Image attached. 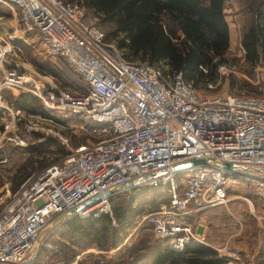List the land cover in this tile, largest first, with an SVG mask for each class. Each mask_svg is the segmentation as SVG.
I'll return each instance as SVG.
<instances>
[{
    "label": "built area",
    "instance_id": "built-area-1",
    "mask_svg": "<svg viewBox=\"0 0 264 264\" xmlns=\"http://www.w3.org/2000/svg\"><path fill=\"white\" fill-rule=\"evenodd\" d=\"M0 3L15 8L23 28L38 35L39 49L62 59L84 87L83 91L58 88L51 77L9 61L11 45L1 39L0 109L11 119L23 117L21 128L26 134L49 131L50 112H56L70 118L65 127L89 137L2 200L0 264H30L34 255H28L57 215L97 195L99 199L78 214H110L105 190L163 168L167 173L137 186L167 184L168 200L138 224L148 225L172 251H182L189 241L205 244L206 223L198 216L225 204L228 189L238 182L252 189L256 209L245 201L251 218L264 230V98L199 94L164 62L126 60L114 45L105 43L95 24L85 21L79 4ZM224 67L226 63L217 66ZM2 90L36 95L49 115H23L19 108L9 107ZM58 137L66 142L61 134ZM208 159L228 168L195 163L181 173L170 169L180 162ZM179 174L183 176L180 187L175 181Z\"/></svg>",
    "mask_w": 264,
    "mask_h": 264
},
{
    "label": "trees",
    "instance_id": "trees-1",
    "mask_svg": "<svg viewBox=\"0 0 264 264\" xmlns=\"http://www.w3.org/2000/svg\"><path fill=\"white\" fill-rule=\"evenodd\" d=\"M82 3L105 25V39L117 37L115 46L122 55L150 65L164 62L194 86L199 77L213 79L217 65L225 62L228 29L222 13L223 0H82ZM249 5V22L241 33L240 46L248 66L245 72L250 76L256 65L264 63V0ZM198 66H203L206 72ZM38 67L42 72L59 76L47 63ZM60 78L63 84L68 83L67 76ZM13 103L19 108L45 113L40 111L36 98L26 93H20ZM28 173L13 185L14 191ZM128 190L109 198L110 214L74 215L54 228L53 239L66 249L67 260L88 246L115 248L141 215L168 200L167 184L134 186ZM209 210L202 212L207 214ZM221 263L223 259L214 249L198 242L189 241L182 251L175 252L161 240L137 239L121 257L101 264Z\"/></svg>",
    "mask_w": 264,
    "mask_h": 264
},
{
    "label": "rangeland",
    "instance_id": "rangeland-1",
    "mask_svg": "<svg viewBox=\"0 0 264 264\" xmlns=\"http://www.w3.org/2000/svg\"><path fill=\"white\" fill-rule=\"evenodd\" d=\"M60 1L79 4L82 7L85 21L95 24L103 33L106 32L105 25L100 24L99 18L91 8L86 7L82 3V0ZM253 1L259 0H223L222 13L228 29V48L224 54V63L227 64V67L222 69L216 67L213 79L199 77L195 86L188 82L199 94L220 93L264 98V63L260 62L252 69L251 75H247L245 70H247L248 66L243 59V50L240 46L241 33L249 22V4ZM0 5V32L3 36L2 39L7 40L6 37L8 38L11 35V33H8L7 24L10 22L11 17L18 15V11L15 8L12 10V8L1 3ZM18 23L24 29L20 21ZM31 33L34 32L25 30L20 35L22 37L21 46H19L20 50L14 49L16 51L12 54L14 52L12 51L13 49H9L8 60L23 63L24 66L34 69L40 75L51 77L58 88L69 91H81L83 84L79 75L62 59L45 55L38 47L39 40L30 39ZM116 40L117 37L104 38L105 43L114 46ZM0 42H2L1 39ZM119 52L121 55L123 54L121 50ZM122 56L128 61L139 62L133 56ZM43 63L51 65L59 73V76L50 72L40 71L38 65ZM62 75L68 77L67 84H63L60 78V76L63 77ZM232 80H234L233 83L231 82ZM207 84H211V88ZM13 92L34 96L39 103L40 111L45 112L42 114L38 110L32 112L31 110L19 108L23 115L28 113L41 116L49 115V112L44 109L42 100L36 95L26 91L2 90L1 95L6 99L10 108L14 109L16 107V104L13 103L16 95ZM0 110V197H2L0 203L5 197L14 192L12 189L13 185L20 181L28 172L29 175L23 179L20 185L52 161L68 154L79 143L89 139L82 131L65 127L70 122V118H64L56 112H50L53 120L50 123L49 131L26 134L21 128L24 121L23 117L11 119L7 111ZM5 125H9L7 131L5 130ZM58 134L64 136L66 142L60 139ZM182 179V174L175 177L179 187ZM128 191V189H125L109 195V208L110 197L114 198L117 194H126ZM227 195L228 201L225 204L210 208L209 213L201 212L198 216L200 220L206 223L205 244L203 245H207L216 251L217 256L223 259L221 264H264V230L251 218L245 201V199L249 200L253 209H256L257 203L252 189L247 184L238 182L228 189ZM148 212L147 210L138 218L139 220L137 219L135 226L115 248L102 250L95 246H88L69 260L65 257L66 249L53 239L52 232L56 227L54 220L41 232L36 246L28 255L30 257L34 255L30 264H54L58 261H62L63 264H101L105 260H115L121 257L137 239L143 242L153 239L158 240L153 236L147 225L138 224ZM76 215L79 217L86 216ZM123 260L121 259V261Z\"/></svg>",
    "mask_w": 264,
    "mask_h": 264
},
{
    "label": "water",
    "instance_id": "water-1",
    "mask_svg": "<svg viewBox=\"0 0 264 264\" xmlns=\"http://www.w3.org/2000/svg\"><path fill=\"white\" fill-rule=\"evenodd\" d=\"M195 163H207V164H213V165H216V166L222 167V168H228V165L226 163L208 159V160H191V161L180 162V163L172 165L170 169L173 171H177L178 173H181V172L186 171L189 168V166H191L192 164H195ZM167 171L168 170L166 168H163V169L157 170L151 174H145L142 176H138L136 178L131 179L130 181H126V182H123V183H120V184H117V185L110 187L109 189H107L103 192V195H111L113 193L120 192L122 190L129 189L131 187L140 185L144 182H147L148 180H150L152 178H157V177L167 173ZM99 197H100V195H97L93 199L85 200V201L81 202L80 204L76 205L75 207H73L72 209L57 215L54 219L55 220V226L61 224L62 222H64L68 218L78 214L79 212L84 211L93 202L97 201L99 199Z\"/></svg>",
    "mask_w": 264,
    "mask_h": 264
},
{
    "label": "crops",
    "instance_id": "crops-1",
    "mask_svg": "<svg viewBox=\"0 0 264 264\" xmlns=\"http://www.w3.org/2000/svg\"><path fill=\"white\" fill-rule=\"evenodd\" d=\"M12 10H14V9L12 8ZM15 14H16V12H15ZM18 16L19 15H17V16L14 15L13 17H11L10 18V22L7 24V28L9 29L8 30V33L9 34L11 33V35H9L8 38L6 37V39H7L6 41L11 45V49H13L12 51H14V52H12V54H14L15 51H16L14 49L20 50V47L19 46H21V43L20 42H21V39H22V37L20 35L23 32H25V30L22 29L19 26V23L18 22L20 20L18 21ZM31 34L32 35H31V38L30 39L38 40V35L35 34V32L34 33H31ZM2 38H3V36H2V34L0 32V39H2ZM10 55H11V53H10ZM10 61L14 62L15 60H10ZM13 93H14V95H16V97H18L19 94H17L16 92H13ZM3 99L6 101L5 98H3ZM15 108H19L17 104H16V107ZM0 112H1V110H0Z\"/></svg>",
    "mask_w": 264,
    "mask_h": 264
},
{
    "label": "bare ground",
    "instance_id": "bare-ground-1",
    "mask_svg": "<svg viewBox=\"0 0 264 264\" xmlns=\"http://www.w3.org/2000/svg\"><path fill=\"white\" fill-rule=\"evenodd\" d=\"M251 207H252V205H251Z\"/></svg>",
    "mask_w": 264,
    "mask_h": 264
}]
</instances>
